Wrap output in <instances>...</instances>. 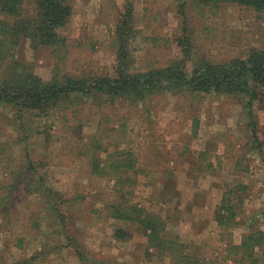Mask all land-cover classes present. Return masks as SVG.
Returning a JSON list of instances; mask_svg holds the SVG:
<instances>
[{
    "label": "rangeland",
    "instance_id": "374dc122",
    "mask_svg": "<svg viewBox=\"0 0 264 264\" xmlns=\"http://www.w3.org/2000/svg\"><path fill=\"white\" fill-rule=\"evenodd\" d=\"M71 1L63 50L34 49L24 40L16 58L45 80L64 72L113 73V30L129 0ZM130 1L139 69L179 56L183 35H190L196 57L213 60L264 44V13L235 2ZM148 105L146 111L124 99L91 98L49 115H19L0 105V194L14 183L9 217L0 215V264L32 255L30 264H81L77 248L106 264H168V256L147 249L137 223L110 216L114 183L97 164L113 172L110 162L121 157L131 163L121 169L135 170L127 196L161 217L164 237L183 242V252L198 264H234L229 248L243 233L264 230V101L253 108L258 143L240 97L175 93ZM44 187L58 192L52 203L63 217L52 215ZM224 195L237 215L222 226L215 209ZM118 227L131 237L115 239Z\"/></svg>",
    "mask_w": 264,
    "mask_h": 264
},
{
    "label": "trees",
    "instance_id": "16d2710c",
    "mask_svg": "<svg viewBox=\"0 0 264 264\" xmlns=\"http://www.w3.org/2000/svg\"><path fill=\"white\" fill-rule=\"evenodd\" d=\"M197 1L211 6L235 2L264 13V0ZM72 8L71 0H31L30 3L27 0H0V105L11 107L19 115L22 112L49 115L53 111H62L91 98L103 102L124 99L149 111L150 100L165 94L187 93L199 98L206 94L240 97L247 111L250 133L254 142L258 143L253 108L256 101H264V44L249 47L243 56L213 60L200 55L196 57L189 40L190 35H183L178 39L181 52L179 56L163 66L139 69L135 66L134 53L139 30L134 23L133 3L129 0L119 14L113 30L116 53L113 73L64 72L60 77L45 80L24 61L16 58L15 49L21 41L27 40L34 49L51 47L55 51L63 50L65 39L61 30L72 15ZM189 64L190 71L187 69ZM28 164L33 166L31 161ZM128 164V167L131 166L130 162ZM97 165L101 175H110L114 183L116 200L109 202L110 216L118 221L137 223L146 234L149 244L147 249L156 248L160 256H168V264H198L197 258L183 252V242L162 235L163 221L160 216L132 202L127 196L133 191L130 187L136 180L135 170L121 169L127 165L124 157L110 162L113 172H107L105 164ZM127 183H130V187ZM13 184L0 194L2 217H9V195L14 189ZM44 189V198L52 215L63 217L56 204L52 203L58 192L49 187ZM225 195L215 209V219L222 226L234 224L237 215L233 210L235 206ZM48 214L51 216L50 212ZM113 235L121 241L131 237V231L118 227ZM76 250L81 264H106L89 259L80 248ZM228 254L232 256L234 264L263 260L264 230L259 228L243 233L240 242L233 244ZM35 257L36 255L23 257L13 264H30Z\"/></svg>",
    "mask_w": 264,
    "mask_h": 264
}]
</instances>
